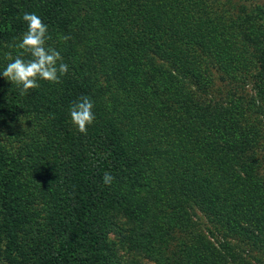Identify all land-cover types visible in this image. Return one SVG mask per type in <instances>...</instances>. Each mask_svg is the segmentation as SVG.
I'll return each mask as SVG.
<instances>
[{
    "label": "trees",
    "instance_id": "trees-1",
    "mask_svg": "<svg viewBox=\"0 0 264 264\" xmlns=\"http://www.w3.org/2000/svg\"><path fill=\"white\" fill-rule=\"evenodd\" d=\"M249 1L0 0V72L24 13L69 67L24 96L1 74L0 120L34 124L19 153L0 145L3 264H264V8ZM216 74L255 94L214 99Z\"/></svg>",
    "mask_w": 264,
    "mask_h": 264
},
{
    "label": "clouds",
    "instance_id": "clouds-1",
    "mask_svg": "<svg viewBox=\"0 0 264 264\" xmlns=\"http://www.w3.org/2000/svg\"><path fill=\"white\" fill-rule=\"evenodd\" d=\"M23 20L27 24V30L14 45L19 50L18 54L13 58L11 53H7L6 58L11 62L0 72L7 81L17 86L21 96L38 88L40 80L50 84L61 83V78L69 71L68 65L62 62L60 52L47 46L51 36L42 19L35 13H24ZM60 39L66 42L70 37L62 36ZM93 107L94 104L88 96H81L70 106L71 122L82 134L86 135L88 127L95 121ZM114 179L112 174L105 172L103 183L111 186Z\"/></svg>",
    "mask_w": 264,
    "mask_h": 264
},
{
    "label": "rangeland",
    "instance_id": "rangeland-1",
    "mask_svg": "<svg viewBox=\"0 0 264 264\" xmlns=\"http://www.w3.org/2000/svg\"><path fill=\"white\" fill-rule=\"evenodd\" d=\"M239 0H219V3L222 4V7L226 9L228 12H234L237 9V6L239 3H237ZM247 2V1H246ZM250 3V6L248 5ZM247 3V10L251 9L252 4H260L264 8V0H250ZM11 61H9L6 58V63L4 64L5 66ZM4 69H2L3 71ZM1 71V72H2ZM218 74L215 75V77H212V85L207 89L209 96H213L214 99L217 100H227V92L228 91H236V95L243 97L245 96L246 99L248 97H253L255 94V88L251 85V82L245 81L241 82L238 79H230L226 77L225 79L220 78L217 76ZM1 78V74H0ZM4 82L7 80L4 78ZM211 98V97H210ZM245 102V101H244ZM243 104V103H242ZM245 104V103H244ZM248 104V103H246ZM259 115H257V118L259 119L260 125L259 127L261 128V137L262 140H260V144L263 143V146L261 145L262 149V154L264 156V117L261 116V114H264V100H262V105H261V111L258 112ZM8 119V118H7ZM5 119V120H7ZM34 124L31 121H26L24 118L19 117V121L17 120H9L7 123L4 122V120H0V145L3 146L5 149L11 152H20L22 145L26 142L31 140L34 135L32 136L29 128L33 126ZM48 158V156H45ZM33 171V170H30ZM29 171V172H30ZM34 207L31 209V213L37 214L36 218H32L31 222L35 225L39 223L44 215V210L42 204H40L39 201H36L33 205ZM110 239H114V236L112 234H109ZM2 249V243L0 241V252ZM171 249H174V247H171ZM121 255L123 256V262L125 264V255L120 252ZM165 256L169 257V252L164 251L163 252ZM140 262L142 264H155L153 261L148 260L146 258L140 259ZM0 264H3L0 261Z\"/></svg>",
    "mask_w": 264,
    "mask_h": 264
}]
</instances>
